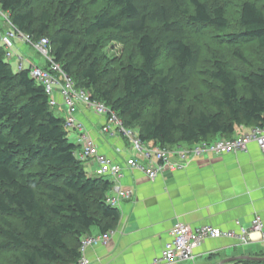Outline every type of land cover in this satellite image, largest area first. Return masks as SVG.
<instances>
[{
	"label": "trees",
	"instance_id": "obj_1",
	"mask_svg": "<svg viewBox=\"0 0 264 264\" xmlns=\"http://www.w3.org/2000/svg\"><path fill=\"white\" fill-rule=\"evenodd\" d=\"M39 1L0 0V10L32 41L50 38L53 61L75 88L114 111L142 143L168 149L264 125V63L243 53L246 46L264 52V0H241L233 25L228 0H53L62 22L53 34L51 8L38 7ZM94 4L99 7L90 14ZM79 23L82 41L75 37ZM212 33L218 45L231 49L239 70L202 59L194 36ZM100 34L133 41L116 71L102 68L97 58ZM4 56L0 48L1 263L77 264L82 237L119 222V210L106 200L112 181L85 172L43 86L30 68L14 72ZM196 76L209 104L200 96L185 103L183 91ZM177 82L185 85L175 95Z\"/></svg>",
	"mask_w": 264,
	"mask_h": 264
},
{
	"label": "crops",
	"instance_id": "obj_2",
	"mask_svg": "<svg viewBox=\"0 0 264 264\" xmlns=\"http://www.w3.org/2000/svg\"><path fill=\"white\" fill-rule=\"evenodd\" d=\"M20 50L25 47L18 41ZM32 65H42L32 62ZM29 66V67H30ZM28 67V68H29ZM42 65L41 68H45ZM57 114H64L61 98L56 94ZM77 116L101 154L114 163L124 165L128 158L140 160L137 153H129L130 145L120 135L113 137L100 132L102 121L86 107L78 106ZM252 127H239L234 136L248 133ZM72 142L80 148L78 133ZM225 137H217L219 140ZM176 146L186 147L178 144ZM189 146V145H188ZM175 146L168 148L173 150ZM174 172H165L150 181L138 170H127L120 186L131 191V198L122 201L120 219L106 245H95L86 251L91 262L100 264H150L170 240L175 223L190 227L208 225L223 231L249 230L254 216L264 224V160L255 144L247 153L238 155L205 154L187 161H178ZM86 173L94 176L95 165L84 163ZM100 234L91 229V236ZM257 239V235H253ZM264 259V237L259 241L239 244L236 240L206 239L194 251L193 261L182 264H244L239 257ZM236 259L223 263L228 259ZM256 262V261H250Z\"/></svg>",
	"mask_w": 264,
	"mask_h": 264
},
{
	"label": "built area",
	"instance_id": "obj_3",
	"mask_svg": "<svg viewBox=\"0 0 264 264\" xmlns=\"http://www.w3.org/2000/svg\"><path fill=\"white\" fill-rule=\"evenodd\" d=\"M0 16L9 26V29L0 32V48L5 51V59H11L15 42L19 41L31 46L47 62V68L32 66L29 75L43 86L48 96L49 105L55 109L58 106L56 94L61 98L64 108V127L72 129L78 133L79 150L75 152L76 159L82 164L92 162L95 165L94 176L103 177L112 181V187L107 195V203L111 207L118 209L119 204L131 198V191L120 186V181L124 178L127 170L134 169L143 173L150 181L165 172H174L179 165L171 161L174 157L178 161L189 159L205 154L213 155H238L247 153L248 146L255 144L262 153L264 160V125L262 127H252L243 135L232 138H221L212 142H200L193 145L175 146L173 150L161 148L156 145H146L141 142L137 133L123 125L117 114L102 102L92 100L88 91L76 90L73 88L72 80L62 72L59 65L53 61L51 56L50 42L47 38H40L32 41L31 38L18 32L8 19V15L0 10ZM18 70L23 68V59L18 57ZM54 86L57 90L54 91ZM78 106L88 108L94 117L102 121L100 132L103 135L113 137L120 135L135 150L140 160L128 158L124 165L114 163L100 153L95 141L88 133V129L77 116ZM114 233V229L96 236L85 235L81 239V257L77 264H100L91 262L86 257V251L95 245H106ZM253 235L258 238L254 239ZM264 237V224L259 216H254L250 229H239L236 231H223L208 225L190 227L184 223L177 222L170 231V240L164 245L160 255L150 264H182L193 261L194 251L206 239H233L239 244H248Z\"/></svg>",
	"mask_w": 264,
	"mask_h": 264
},
{
	"label": "rangeland",
	"instance_id": "obj_4",
	"mask_svg": "<svg viewBox=\"0 0 264 264\" xmlns=\"http://www.w3.org/2000/svg\"><path fill=\"white\" fill-rule=\"evenodd\" d=\"M40 0L37 3V6L40 8H51V12L53 14L52 22H51V34L58 31L61 27V23L57 13H56V7L55 3H53V0ZM230 6H228V18L230 19V23L235 24L236 21V6L241 2V0H228ZM233 5V6H232ZM99 7L98 4H94L92 6H89V13L93 12L94 10H97ZM77 29L75 31L76 39L82 41L84 38V33L82 32L83 24H77ZM9 29V26L3 21V18L0 16V32L5 33ZM212 34H199L195 35L194 39L198 41V43L201 45V56L202 59H217L221 62H224L227 66H229L232 70L236 71L241 68V63H237V61L234 59L232 55V51L229 47L220 46L218 45L214 39L212 38ZM98 37H101L103 39V36L100 34ZM49 42H51L50 38H47ZM95 41L96 38H93ZM19 42V41H18ZM21 43V42H20ZM25 49L20 50L17 46V42H15V46L13 47L12 58L6 59V61L10 64L11 68L14 72L18 70L19 65V59L18 57L23 59V68H28L32 62H35L36 64L39 63V61H42V65L46 64V61L41 57V55L35 51L31 46L25 45V43H21ZM133 50V41L126 40L125 42L118 41L116 39H113L112 35L107 34L104 36L103 42L101 44V47L98 49V52L96 53L97 58L101 62L102 68H108L112 71H116L117 66L121 62H125L127 57L130 55L131 51ZM243 53L245 54V57L247 60L252 62H258L262 61L264 63V52L258 50L255 48V46H246L243 49ZM41 65V66H42ZM203 69L204 67H207V63L203 62V64H200ZM35 66V65H32ZM30 66V67H32ZM38 67H41L40 65H37ZM199 79L198 76L191 79L190 83L187 84L186 90L184 92L185 97V103L186 105H190L194 101V96H200L202 97L208 104L209 102V93L205 92V90L198 84L197 80ZM113 80V77H110L108 79V84L111 83ZM185 85L181 82H177L175 86L172 87V93L177 95L180 94L182 91L181 86ZM54 91L57 90V86H54ZM121 92V86L117 87L116 91L114 92V96L117 97ZM55 113L57 114V109H55ZM57 116H59L57 114ZM61 116H64V114H61ZM135 131V130H134ZM136 132V131H135ZM68 138L70 142L76 141V135L73 133L72 129H68ZM131 149V148H130ZM129 153H135L136 151L131 149L128 150ZM141 159V157L139 156ZM85 165L83 164V167ZM84 170L86 171L85 167ZM95 171V169H94ZM2 258L0 257V264Z\"/></svg>",
	"mask_w": 264,
	"mask_h": 264
},
{
	"label": "water",
	"instance_id": "obj_5",
	"mask_svg": "<svg viewBox=\"0 0 264 264\" xmlns=\"http://www.w3.org/2000/svg\"><path fill=\"white\" fill-rule=\"evenodd\" d=\"M238 260H247V261H257V262H259V261H264V259L263 258H252V257H245V256H242V257H239V258H237ZM236 259H228V260H226L225 262H223V263H228V262H231V261H235Z\"/></svg>",
	"mask_w": 264,
	"mask_h": 264
},
{
	"label": "bare ground",
	"instance_id": "obj_6",
	"mask_svg": "<svg viewBox=\"0 0 264 264\" xmlns=\"http://www.w3.org/2000/svg\"><path fill=\"white\" fill-rule=\"evenodd\" d=\"M48 67V64H47V62H46V67L45 68H47ZM73 88L74 89H76V90H81V89H77V88H75V86H74V84H73ZM51 107V106H50ZM52 108V107H51Z\"/></svg>",
	"mask_w": 264,
	"mask_h": 264
},
{
	"label": "clouds",
	"instance_id": "obj_7",
	"mask_svg": "<svg viewBox=\"0 0 264 264\" xmlns=\"http://www.w3.org/2000/svg\"><path fill=\"white\" fill-rule=\"evenodd\" d=\"M29 68H31V67H29ZM55 109H56V108H55ZM55 109H54V110H55ZM61 118H62V117H61Z\"/></svg>",
	"mask_w": 264,
	"mask_h": 264
}]
</instances>
